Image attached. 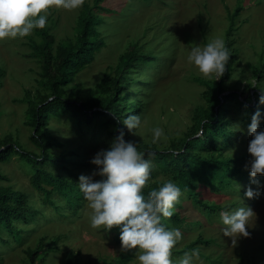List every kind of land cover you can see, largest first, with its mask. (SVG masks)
Returning a JSON list of instances; mask_svg holds the SVG:
<instances>
[{"label":"rangeland","instance_id":"1","mask_svg":"<svg viewBox=\"0 0 264 264\" xmlns=\"http://www.w3.org/2000/svg\"><path fill=\"white\" fill-rule=\"evenodd\" d=\"M84 4L93 7L94 0H84ZM99 4L101 8L95 10L100 17L96 30L104 45L96 51L92 62L63 87L64 97L85 101L95 84L104 75L112 74L120 57L133 49L139 58L125 68L129 79L117 96H124L120 104L128 106L120 111L121 123L130 109L138 107L141 124L134 132L124 131L126 140L165 150L189 136L200 121L199 110L210 105L208 90L199 79L213 82L223 78L219 97L237 91L240 99L251 103L259 91H264V0H101ZM83 5L73 10L52 6L47 11L45 27L54 37L53 50L57 43L74 42ZM216 37L229 43L232 67L228 76L222 74L214 80L200 73L187 56L191 47L203 46ZM39 40L35 29L24 38L0 40V143L12 142L29 152H38V148L30 140L33 126L26 112L27 99L37 101L50 93L45 78L40 76L41 57L33 55L30 48L31 42ZM100 95L98 90L92 97ZM223 103L227 107L224 120L228 138L213 136V144L219 147L211 150L195 146L193 151L207 158H239L236 167L245 170L250 156L247 145L252 138L247 126L255 111L240 108L234 100L224 99ZM257 108L264 115V103H258ZM156 126L163 128L165 135L153 143L151 130ZM260 126L264 127V119ZM47 127L59 142L50 152L68 160L66 172L54 166L48 169L63 174L77 186L81 173L88 175L98 167L90 163V158L99 149L108 148L114 139L112 127L79 124L70 112L51 117ZM196 131V136L203 137L201 126ZM233 170L234 166L222 167L219 171H207L205 175L212 176L206 181L194 179L197 198L206 206L182 191L177 202L181 207L174 205V209L184 220L166 222L167 227L179 228L183 234L172 249L173 261L178 262L186 250L199 248V259L194 264H264V175L258 173L255 179L259 183H252L248 171L232 174ZM0 172L6 176L0 184L24 193L26 203L35 212L28 210L26 220L14 223L22 230L20 241L2 231L6 242L0 241V264H31L29 249H38L33 264H140L137 250H121L115 227L106 230L91 225V209L84 195L76 202L75 212L61 208V214H57L32 183L34 169L24 158L12 155L0 163ZM169 179L173 180L156 168L150 182ZM41 183L50 187L45 181ZM249 185L259 188V194L252 198L244 196ZM50 198L64 206L63 198L56 192ZM240 206H250L255 215L249 219L250 226H246L250 235L238 237L233 245L232 238L222 233L220 212ZM191 242L193 246L184 249ZM69 255L75 256L72 263Z\"/></svg>","mask_w":264,"mask_h":264},{"label":"trees","instance_id":"2","mask_svg":"<svg viewBox=\"0 0 264 264\" xmlns=\"http://www.w3.org/2000/svg\"><path fill=\"white\" fill-rule=\"evenodd\" d=\"M101 0H94L93 7L84 4L78 16L76 23V37L74 42L57 43L54 45V37L49 33L46 27L36 28V33L40 36L39 42H31L30 48L32 54L41 57V72L40 76L44 79L50 93L41 96L37 101L32 98L27 99V115L30 124L33 126V133L30 140L38 148V152L25 151L22 147L12 142L3 141L0 143V163L8 161L12 155L17 154L29 162L34 172L31 175V181L39 188L46 201L51 205L55 213L62 212L64 208L75 212L78 204V199L83 197L79 186L67 177L55 174L48 168L51 166L58 167L67 171L68 160L61 154L51 153L50 149L58 146L59 142L49 133L47 127L48 120L51 117H58L61 113L70 112L77 123L95 124L99 127H112V134L114 137L118 134L120 129L124 131L127 129L120 121V111L126 106L121 105L120 100L124 96H117L120 89H124L129 78L124 73L125 68L133 61L137 60L139 56L133 49L127 50L121 57L118 64L115 66L112 74L104 75L96 84L92 94L99 90L100 96L93 98L89 95L85 101L77 102L68 97H64V86L73 81L74 76L85 68L94 59L96 51L103 45L104 40L98 37L96 25L100 22V17L95 13L96 9L101 8L99 4ZM239 6L235 9L239 10ZM232 28V23L229 29ZM229 43L227 42L226 46ZM147 61L152 59L147 56L144 57ZM232 67L231 55L227 62L224 74L229 75ZM223 79V78H222ZM222 79L218 81H207L199 79L207 88V99L210 105L206 108H201L197 114L200 121L192 128L189 136L181 139L177 144L172 143L171 149L158 150L154 145L139 142L137 148L145 152L146 158L152 160L153 167L151 170V177L154 176L155 170H160L171 176L173 181L179 185L181 191H184L187 196L192 197L199 204L206 206L197 198V191L194 190V179L200 178L206 181L205 178L212 176V174L205 173L207 171H219V168L234 166L238 171H248V169L240 170L236 167V163L240 161L239 158H225L218 159L215 157H203L199 152H194L193 148L198 146L204 149H216L219 147L213 144V136L220 135L223 138H228L227 121L224 120V111L227 107L224 105V99L234 100L240 108H246L256 111L258 98L262 91L254 93L256 96L253 102L240 99L237 91H230L222 94L219 97V91L222 84ZM257 91V90H256ZM211 94H210V93ZM122 97V98H121ZM139 108L133 107L129 113L139 114ZM201 126L203 137L196 136L197 129ZM227 141V140H225ZM151 153V155H149ZM54 159L53 162L51 160ZM235 164V165H234ZM211 167V169H210ZM211 173V172H210ZM249 173V172H248ZM68 174H70L68 172ZM231 174V175H232ZM6 176L0 172V182L5 180ZM45 181L50 186L46 188L41 182ZM162 181L154 180L149 182L143 189L145 196L151 188L159 187ZM56 192L58 197L63 198V203L55 204L50 198L51 193ZM175 208H180L181 205L175 203ZM62 208V209H61ZM207 208V207H206ZM175 209L171 217L163 218L162 222H182L184 219L179 216L178 210ZM35 212L26 203L25 195L20 190H13L10 186H3L0 184V241L6 242L2 236V231H6L16 241L22 239V230H19L14 223L18 220H26L27 211ZM117 229L119 236V227L113 226ZM195 243V241L193 242ZM193 243L184 246V249L193 246ZM264 248V244H262ZM38 249L27 250V255L30 257L31 264L35 261V255ZM75 260L74 255H69V262ZM110 264H121L120 262H113Z\"/></svg>","mask_w":264,"mask_h":264},{"label":"clouds","instance_id":"3","mask_svg":"<svg viewBox=\"0 0 264 264\" xmlns=\"http://www.w3.org/2000/svg\"><path fill=\"white\" fill-rule=\"evenodd\" d=\"M84 0H0V40L24 38L36 28H44L50 7L68 10L78 9ZM231 51L222 37H216L200 46L191 47L187 60L194 64L206 77L218 79L226 69ZM264 103V91L258 98ZM264 119L257 108L251 116L247 131L251 135L247 152L250 154L245 165L252 183H259L257 174L264 175ZM129 131L140 126L141 116L131 113L122 120ZM152 141L156 143L165 135L164 129L156 126L152 130ZM120 129L108 148L99 149L90 163L98 166L92 173H81L79 188L91 209L90 223L95 228L111 229L118 226L122 251L135 249L140 264H194L199 259V248L186 250L182 258L172 260V249L183 238L179 228H169L162 222L175 211L174 204L182 195L181 188L169 179L159 187L151 188L147 196L144 187L150 182L152 160L137 148V143L124 138ZM151 155V153H149ZM99 175V179L93 177ZM239 186V185H238ZM259 188L245 187L244 196L252 198ZM255 215L250 206L235 209L225 208L220 212L222 233L237 243L240 236L250 235L249 219Z\"/></svg>","mask_w":264,"mask_h":264}]
</instances>
